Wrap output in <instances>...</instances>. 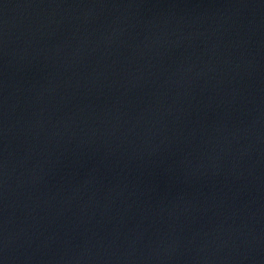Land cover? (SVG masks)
<instances>
[{
  "label": "water",
  "instance_id": "obj_1",
  "mask_svg": "<svg viewBox=\"0 0 264 264\" xmlns=\"http://www.w3.org/2000/svg\"><path fill=\"white\" fill-rule=\"evenodd\" d=\"M31 0H0V37Z\"/></svg>",
  "mask_w": 264,
  "mask_h": 264
}]
</instances>
